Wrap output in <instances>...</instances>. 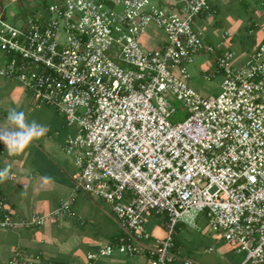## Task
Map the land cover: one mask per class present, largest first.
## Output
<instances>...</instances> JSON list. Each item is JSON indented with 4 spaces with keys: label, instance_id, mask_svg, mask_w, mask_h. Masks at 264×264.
Here are the masks:
<instances>
[{
    "label": "built area",
    "instance_id": "2783aa9c",
    "mask_svg": "<svg viewBox=\"0 0 264 264\" xmlns=\"http://www.w3.org/2000/svg\"><path fill=\"white\" fill-rule=\"evenodd\" d=\"M252 2L255 18H264V0ZM181 3L53 0L11 18L0 0V76L22 83L34 105L55 107L76 127L65 145L77 167L76 190L108 201L122 230L92 259L118 251L143 254L147 264H198L175 235L180 223L202 214L247 262L264 264V39L248 54L226 47L228 30L212 43L198 22L214 12L211 0ZM151 27L165 41L148 49L142 38ZM248 28L264 34L255 19ZM198 54L213 55L220 94L189 85ZM173 96L190 113L183 122L170 120ZM74 198L18 219L0 194V229L73 217ZM154 214L166 216V236L147 242ZM6 264L61 263L19 251Z\"/></svg>",
    "mask_w": 264,
    "mask_h": 264
},
{
    "label": "crops",
    "instance_id": "0c3cea01",
    "mask_svg": "<svg viewBox=\"0 0 264 264\" xmlns=\"http://www.w3.org/2000/svg\"><path fill=\"white\" fill-rule=\"evenodd\" d=\"M154 3L174 9L182 6L181 0H154ZM211 3L214 12L199 17L198 22L202 29L212 14L216 19L212 27H215L223 23L230 5L238 4L243 9L250 5V1L246 0H211ZM223 31L204 33L207 40L218 43ZM263 39L261 30L260 42L250 47L243 41H238L236 34H232L226 47L248 54ZM164 41L165 36L160 37L155 32H148L142 38L148 49L159 46ZM195 57L189 66L194 63ZM212 63H215L214 60ZM207 74L210 73L203 74L204 78ZM214 75L218 74L214 73L212 77ZM217 77L222 80L221 75ZM10 108L24 111L28 121L35 120L46 125L48 131L19 155H9L5 144L0 141V170L10 167L9 178L0 182V194L6 197L7 207L16 218H28L32 215L48 214L62 200L75 195L74 216L32 229H0V264H6L19 251L27 255L40 253L45 259L61 264H147V257L143 254L128 256L114 251L108 257H90L99 249L114 244L122 230L108 201L81 189L76 190L73 177L77 173V167L74 156L65 152L68 138L77 134L76 127H68L55 107L34 105L22 83L0 76V126L7 127L6 117ZM11 175H14L13 179H10ZM154 216L146 224L149 236L147 242L166 236V216ZM194 223H198L195 233L186 227V222L180 223L177 228L176 244L184 256L198 264H252L246 261V253L228 244L219 234L209 232L208 221L204 215H198ZM173 264L183 263L178 260Z\"/></svg>",
    "mask_w": 264,
    "mask_h": 264
},
{
    "label": "rangeland",
    "instance_id": "374dc122",
    "mask_svg": "<svg viewBox=\"0 0 264 264\" xmlns=\"http://www.w3.org/2000/svg\"><path fill=\"white\" fill-rule=\"evenodd\" d=\"M43 1L53 0H4V3L8 6L9 16L12 18V15L18 13L20 10L23 9V7L32 8V6L41 4L43 3ZM246 1H250V5L246 9L240 8L238 4L230 5V8L226 11L227 15L223 19V23L219 26L217 25L215 27H212V25L216 23V19L214 18L215 16L212 14L209 17V20L204 24L203 30L208 33L211 31L219 32L220 30H228L231 34H236L238 41H243L247 46L250 47L255 46L261 40V29H254V33L250 34L249 29H247V26H249L250 22L252 20L254 21V19L257 21L258 24L263 25L264 18H255L254 10L257 8V6H255L252 0ZM148 32H155L158 33L160 37L163 36L162 33L158 32V30L155 28H149ZM213 60L214 57L212 54H198L195 57L194 63L189 66V70H191V78L189 79L190 85L204 95H218L221 92L220 87L222 80L220 77H217L218 75H214V77L209 80L205 79L203 75L205 72L210 73L212 75L215 73L216 65L215 63H212ZM170 100L173 106L176 108V112L172 115L170 120L173 123L185 121L190 115V113L188 109L184 106V103L176 99L174 96L171 97ZM154 215L150 216L149 219L155 217ZM187 226L190 228L189 230L192 229L191 231L195 233L197 231L196 229L198 228V223L195 224L194 222H186V227ZM208 229L210 233H215L210 230L209 225ZM241 252L245 253L244 251Z\"/></svg>",
    "mask_w": 264,
    "mask_h": 264
},
{
    "label": "clouds",
    "instance_id": "9594fccd",
    "mask_svg": "<svg viewBox=\"0 0 264 264\" xmlns=\"http://www.w3.org/2000/svg\"><path fill=\"white\" fill-rule=\"evenodd\" d=\"M7 127L0 126V141L9 155L23 153L34 141L46 135L48 128L35 120L28 121L24 111L10 108L6 117ZM10 167L0 170V182L9 178Z\"/></svg>",
    "mask_w": 264,
    "mask_h": 264
},
{
    "label": "trees",
    "instance_id": "16d2710c",
    "mask_svg": "<svg viewBox=\"0 0 264 264\" xmlns=\"http://www.w3.org/2000/svg\"><path fill=\"white\" fill-rule=\"evenodd\" d=\"M247 29H249L248 26H247Z\"/></svg>",
    "mask_w": 264,
    "mask_h": 264
}]
</instances>
